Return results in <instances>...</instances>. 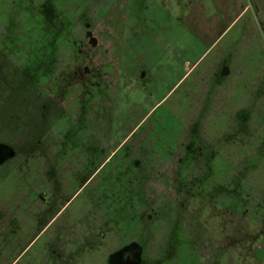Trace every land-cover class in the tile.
Wrapping results in <instances>:
<instances>
[{
	"label": "rangeland",
	"instance_id": "rangeland-1",
	"mask_svg": "<svg viewBox=\"0 0 264 264\" xmlns=\"http://www.w3.org/2000/svg\"><path fill=\"white\" fill-rule=\"evenodd\" d=\"M164 1L221 6L188 73L173 20L0 0V264H264V0Z\"/></svg>",
	"mask_w": 264,
	"mask_h": 264
},
{
	"label": "crops",
	"instance_id": "crops-1",
	"mask_svg": "<svg viewBox=\"0 0 264 264\" xmlns=\"http://www.w3.org/2000/svg\"><path fill=\"white\" fill-rule=\"evenodd\" d=\"M131 0H119V17H126L127 19V8H132V12H129V17H132V15H135V17L139 18L141 22L153 23L160 26L161 30H168L167 23L168 21H172L183 24L186 26L188 34L194 42L189 41L187 44L188 46L187 53L192 54L195 56V62L192 64H187L190 60L186 59V68L187 73L196 65L197 61L205 54V52L200 53L196 50V44H204L205 41L208 39L213 40L217 34V31L220 29L221 25V6L218 4V10L215 14H207V10L205 5H202L201 3H195L193 4V7L190 8V6L185 10L184 12H178L176 13L175 9L172 7L173 4L168 5L164 0H134L133 5L130 3ZM180 2H183L181 0ZM130 3V4H129ZM137 5H142L146 9V14H139V10L137 9ZM185 7V6H183ZM128 12V11H127ZM129 17L127 20H129ZM125 19V20H126ZM126 27L127 22L124 23ZM130 26V25H128ZM159 29V28H158ZM196 41V42H195ZM169 43V42H168ZM166 43L163 45V47L160 49L159 52L154 53V62L156 66L154 67L153 74L154 79L156 78L155 82L161 81L165 79V73L168 72V69L172 68L170 67L169 60L167 57L169 56V53L172 54V56L176 57V49L175 46L172 44L171 49L169 48V44ZM195 47H193V46ZM126 47L119 48V55L122 57L126 52ZM172 51V52H170ZM205 51V50H204ZM167 56L166 59L163 58V56ZM135 57H138L137 54H134ZM159 57H161L159 59ZM156 58L159 60L156 62ZM135 62V61H134ZM135 65V70L136 69ZM127 69V68H126ZM157 72V74H156ZM184 73V74H187ZM145 74V73H144ZM181 75L180 78H183L185 75ZM158 84V83H157ZM160 85V84H159ZM157 86V85H156Z\"/></svg>",
	"mask_w": 264,
	"mask_h": 264
},
{
	"label": "flooded vegetation",
	"instance_id": "flooded-vegetation-1",
	"mask_svg": "<svg viewBox=\"0 0 264 264\" xmlns=\"http://www.w3.org/2000/svg\"><path fill=\"white\" fill-rule=\"evenodd\" d=\"M8 147H6V145L5 144H2V145H0V157H2V158H4V154L6 153V149H7ZM0 163H3V160L2 161H0ZM107 180H109V178H107ZM104 182V181H103ZM105 183V182H104ZM121 183V182H120ZM119 183V184H120ZM99 191V190H98ZM134 246V245H133ZM133 246H129L128 248H129V251L128 250H126V248L124 249V247H122V249L121 250H119L118 252H116L115 254H112V256L111 257H109V262L112 264H129L128 263V259H129V257L131 258H134L135 259V257L133 256V254H135V252H133V250L131 251L130 250V248H135V246L133 247ZM130 261V260H129Z\"/></svg>",
	"mask_w": 264,
	"mask_h": 264
}]
</instances>
